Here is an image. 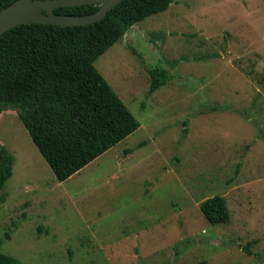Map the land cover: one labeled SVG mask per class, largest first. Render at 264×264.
Instances as JSON below:
<instances>
[{
  "label": "rangeland",
  "instance_id": "rangeland-1",
  "mask_svg": "<svg viewBox=\"0 0 264 264\" xmlns=\"http://www.w3.org/2000/svg\"><path fill=\"white\" fill-rule=\"evenodd\" d=\"M94 66L140 126L60 183L3 110L0 264H264V0H172Z\"/></svg>",
  "mask_w": 264,
  "mask_h": 264
},
{
  "label": "trees",
  "instance_id": "trees-1",
  "mask_svg": "<svg viewBox=\"0 0 264 264\" xmlns=\"http://www.w3.org/2000/svg\"><path fill=\"white\" fill-rule=\"evenodd\" d=\"M14 1L0 0V10ZM171 3L124 0L91 25L26 24L0 36V113L8 108L18 111L19 121L58 182L79 173L139 128L94 62L134 24L166 11ZM97 9L84 5L54 13L81 16ZM148 72L149 94L169 80L163 69ZM13 165V156L0 157V189L12 176ZM200 211L212 225L229 221L226 201L219 195L202 202Z\"/></svg>",
  "mask_w": 264,
  "mask_h": 264
},
{
  "label": "water",
  "instance_id": "water-1",
  "mask_svg": "<svg viewBox=\"0 0 264 264\" xmlns=\"http://www.w3.org/2000/svg\"><path fill=\"white\" fill-rule=\"evenodd\" d=\"M124 0H16L0 10V36L26 24H45L61 27L86 26L100 22ZM93 5L98 9L87 15H58L55 9Z\"/></svg>",
  "mask_w": 264,
  "mask_h": 264
}]
</instances>
